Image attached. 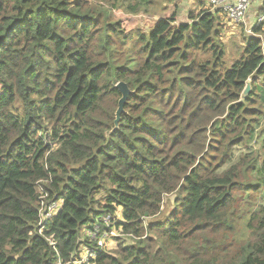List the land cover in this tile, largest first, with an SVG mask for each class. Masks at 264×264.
Masks as SVG:
<instances>
[{"label": "trees", "instance_id": "trees-1", "mask_svg": "<svg viewBox=\"0 0 264 264\" xmlns=\"http://www.w3.org/2000/svg\"><path fill=\"white\" fill-rule=\"evenodd\" d=\"M154 2L0 0V264H74L118 207L137 239L94 264H264V22L229 61L218 14Z\"/></svg>", "mask_w": 264, "mask_h": 264}, {"label": "rangeland", "instance_id": "rangeland-1", "mask_svg": "<svg viewBox=\"0 0 264 264\" xmlns=\"http://www.w3.org/2000/svg\"><path fill=\"white\" fill-rule=\"evenodd\" d=\"M240 3V0H232V4L234 7H237ZM154 7L156 9H163L166 8L167 10H170L169 14L173 13L174 11H177V18H179V23H192L191 16L198 18V15L202 11H208L211 10L218 14L220 16L219 21H221V40L226 44V51H227V59L229 61H232V57L238 52V48L241 45L242 42V31L244 28H247V31L251 28L249 26H252L255 22L258 20V15L260 13V9H264V0H252V3H250L247 10H249L248 15L246 16L245 22L241 23H235L233 20L228 16L227 13L224 12L221 6L213 4L210 0H155ZM126 10H120L121 13H124ZM126 14V13H124ZM191 14V16H190ZM128 15V14H126ZM133 17L136 18L134 24L132 27H139L143 29L144 31L149 30L151 28V25L153 21H155L154 17H143L140 15H133ZM218 21V20H217ZM218 21V22H219ZM236 21V20H235ZM262 36H264V30L262 33ZM258 85L264 86V82L262 81V78L259 79ZM1 90V85H0ZM264 124V120L261 122V126ZM261 141L255 140L251 143L253 146L252 150L256 151L260 145L262 144ZM246 151V148L242 150ZM240 148H235L234 150V157L239 155ZM232 163V161L230 162ZM99 197H102L99 195ZM175 199L176 194H169L165 197V200L162 204V210L160 214L155 217L154 221H164L167 219L172 211L175 208ZM52 210V209H51ZM51 210H47L44 213V225L51 219H48V213H51ZM122 207H118L115 215H112L113 217L117 218V221H111L108 222L107 226L108 228L105 230V234H108L110 237H112L111 241L107 243L106 249H110L115 251L118 248L119 242H124L125 244H132L134 243V240L137 238L123 234L121 235L119 228L116 226V223L122 222ZM55 216V215H54ZM53 216V217H54ZM52 217V218H53ZM102 218V216H101ZM48 219V220H46ZM88 227V224L84 225L82 227V233L85 234L84 238H89L88 235L85 233L86 228ZM150 236L156 240L158 239V236L156 234H150ZM91 241V238H89Z\"/></svg>", "mask_w": 264, "mask_h": 264}, {"label": "built area", "instance_id": "built-area-1", "mask_svg": "<svg viewBox=\"0 0 264 264\" xmlns=\"http://www.w3.org/2000/svg\"><path fill=\"white\" fill-rule=\"evenodd\" d=\"M213 4L219 5L222 7L225 13L233 20L235 23L244 22L246 16L248 15V7L252 0H240V3L237 7H234L232 4V0H210ZM236 20V21H235ZM259 22H264V13L259 15L258 18ZM63 205V200L60 201H53L48 205H45L43 202L42 206V219H43V226H44V213L47 210H51V213H48V219L52 218L56 213L61 209ZM46 219V220H48ZM115 221V218L109 214H103L102 218L96 219L88 223V227L86 228L85 233L91 238L89 242L91 245H83L80 253L74 259V264H94L98 256V252L100 249L107 250L111 252L112 250L106 249L107 243L111 241L112 237L108 234H105V230L108 228V222ZM121 233V232H120ZM122 235V233H121Z\"/></svg>", "mask_w": 264, "mask_h": 264}, {"label": "water", "instance_id": "water-1", "mask_svg": "<svg viewBox=\"0 0 264 264\" xmlns=\"http://www.w3.org/2000/svg\"><path fill=\"white\" fill-rule=\"evenodd\" d=\"M118 87L122 91V96L119 99V104H118L119 106H118V109H117V112H116V120H115L116 125L118 124V122H119V120L121 118V114H122V112L125 109V104H126V102L128 100L129 93H130V90H129V88L126 85L125 82L118 83ZM250 89H251V84H250V82H248V84H247V86H246V88H245V90L243 91V94H242V98L243 99L247 96V94L250 91Z\"/></svg>", "mask_w": 264, "mask_h": 264}]
</instances>
